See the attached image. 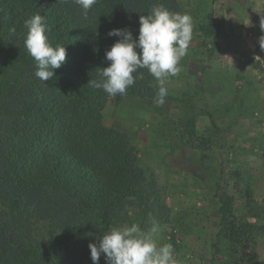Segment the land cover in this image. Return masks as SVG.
Listing matches in <instances>:
<instances>
[{
	"label": "rangeland",
	"instance_id": "374dc122",
	"mask_svg": "<svg viewBox=\"0 0 264 264\" xmlns=\"http://www.w3.org/2000/svg\"><path fill=\"white\" fill-rule=\"evenodd\" d=\"M177 4L192 17L193 35L179 73L165 80L164 103L157 95L102 90L105 124L123 134L138 174L127 205L106 230L136 223L147 231L151 217L159 226L157 244L171 243L179 264H221L230 254L221 233L226 202L247 239L238 251L241 264H264V0ZM153 85L159 90L156 79ZM4 119L0 140L9 138ZM59 204L28 203L14 215L0 202V221L28 244L53 250L62 222L79 216Z\"/></svg>",
	"mask_w": 264,
	"mask_h": 264
},
{
	"label": "trees",
	"instance_id": "16d2710c",
	"mask_svg": "<svg viewBox=\"0 0 264 264\" xmlns=\"http://www.w3.org/2000/svg\"><path fill=\"white\" fill-rule=\"evenodd\" d=\"M157 3L180 13L177 0H96L85 19L74 0H0V55L5 57L0 115L9 129V138L0 140V202L15 215L28 203L54 199L61 209L85 215L84 220L66 218L48 251L28 244L0 221V264H93L88 245L98 246L107 222L115 223L138 174L123 134L105 124L102 89L87 85L110 65L105 53L117 38L108 32L128 29L138 37L139 17ZM38 13L45 17L50 43L65 46L67 53L47 82L22 74L35 75L34 58L24 47V22ZM11 69L20 75H9ZM133 75L128 94L157 95L146 68ZM223 206L227 221H221V233L230 254L221 264H241L238 251L246 235L231 204ZM99 264H106L103 255Z\"/></svg>",
	"mask_w": 264,
	"mask_h": 264
},
{
	"label": "clouds",
	"instance_id": "9594fccd",
	"mask_svg": "<svg viewBox=\"0 0 264 264\" xmlns=\"http://www.w3.org/2000/svg\"><path fill=\"white\" fill-rule=\"evenodd\" d=\"M82 10L85 19L96 0H74ZM139 34L134 38L128 29H113L109 37L116 42L106 51V60L110 65L100 69V79L90 80L89 87L102 89L111 96L124 94L134 85L133 75L139 69L146 68L159 82L157 103H164L167 89L164 86L169 76L179 73L178 64L187 54L193 35L192 17L187 13L172 12L163 4L152 6L147 15L139 17ZM27 30L24 47L35 61V76L47 82L54 77L55 69L66 62L65 46L53 45L48 36L45 17L36 14L24 22ZM261 31L264 32V17H261ZM13 33L15 29H11ZM264 50V35L259 38ZM151 227L145 231L138 224L110 227L97 243H89L91 260L99 264L101 255L106 264H179L175 258L171 243L157 244L155 239L159 226L150 217Z\"/></svg>",
	"mask_w": 264,
	"mask_h": 264
}]
</instances>
